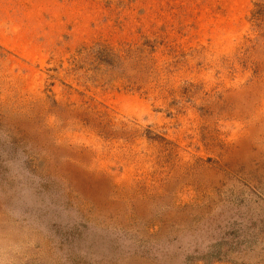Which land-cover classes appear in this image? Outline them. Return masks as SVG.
<instances>
[{"label":"rangeland","instance_id":"1","mask_svg":"<svg viewBox=\"0 0 264 264\" xmlns=\"http://www.w3.org/2000/svg\"><path fill=\"white\" fill-rule=\"evenodd\" d=\"M0 264H264V0H0Z\"/></svg>","mask_w":264,"mask_h":264}]
</instances>
